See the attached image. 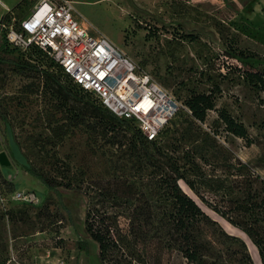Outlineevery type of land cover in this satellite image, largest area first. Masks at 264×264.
Wrapping results in <instances>:
<instances>
[{
  "label": "rangeland",
  "instance_id": "obj_1",
  "mask_svg": "<svg viewBox=\"0 0 264 264\" xmlns=\"http://www.w3.org/2000/svg\"><path fill=\"white\" fill-rule=\"evenodd\" d=\"M73 1L78 14L153 72L179 99L184 100L192 91H213L215 107L207 112L206 120L213 128L219 127L218 138L213 140L189 118L180 116L155 145L160 150L157 157L165 154L176 161L207 201L221 207L232 205L227 203L221 185L226 191L233 185L231 197L235 199L242 196L244 184L242 178L231 174L236 172L234 168L224 166V153L240 154L264 174V92L253 88L244 77L249 71L256 72L255 66L242 64L226 50L252 53V63L264 67V0L202 4L188 0ZM31 4V0L23 2L9 20L14 18L16 23ZM0 29L1 36L5 31ZM3 46L0 264L7 259H11L9 264H102L97 245L83 226L87 209H124L113 204L117 199L109 197V192L116 189L143 191L156 198L152 178L157 168L151 163L143 168L141 143L133 130L108 114L80 109V102L50 78L29 66L18 68L10 62L18 50L7 42ZM220 108L244 124L253 144L246 146L244 139L222 130L220 121L213 123ZM79 116L83 122H78ZM112 125L115 128L109 130ZM27 165L53 178L60 195L29 174ZM125 179L129 186L122 182ZM255 182L253 187L264 183L260 178ZM18 192H32L37 199L19 200L14 197ZM198 203L229 234L245 242L252 264H264L257 245L244 229L205 203ZM4 206L16 212L19 219L9 221ZM119 223L126 228L127 219L120 216ZM256 223L264 233V220ZM198 233L200 239L210 241L215 253L225 256L209 257L218 258V264H251L239 241L224 237L217 224L201 223ZM81 242L86 246L80 247ZM143 256L146 264H191L179 251L168 248L161 237L143 248Z\"/></svg>",
  "mask_w": 264,
  "mask_h": 264
},
{
  "label": "trees",
  "instance_id": "obj_2",
  "mask_svg": "<svg viewBox=\"0 0 264 264\" xmlns=\"http://www.w3.org/2000/svg\"><path fill=\"white\" fill-rule=\"evenodd\" d=\"M21 3L22 1L17 3L11 11L18 8ZM9 13L10 11L3 15L1 22L9 20ZM1 39L3 43L6 42L4 33L1 35ZM3 43L0 44L1 51H5L6 48ZM226 54L237 57L242 64L255 66L257 71H249L245 73L244 77L253 88L264 92V67L259 68V66L252 63L251 60L254 54H241L234 49H227ZM9 61L18 68L29 66L38 71L43 77L50 78L59 88L71 93L80 102V109L85 108L104 115L108 114L110 118L133 130L141 143L142 149L139 156L143 168L149 163L157 168V173L152 178L154 187L157 190L158 196L156 198L152 197L151 199L143 191L132 193L127 188L116 189L109 192V197L117 199L118 201L113 204L123 205L124 209L110 210L96 206L87 209L83 218V226L86 234L96 243L97 255L102 264H146L142 259L144 257L143 248L158 237L164 239V244L168 248L179 251L191 264H218V258L210 259L209 257L225 256L221 253H215L210 241L200 239L198 227L201 223H215L221 228L224 237L238 240L241 251L252 264L245 242L240 237L229 234L213 216L200 206L198 201L205 203L210 209L234 225L244 229L257 245L262 262H264V236H262L264 233H260L259 227L255 226L257 220H264V183L253 187L254 184H257L255 181L258 178L264 182V176L258 172L256 165L248 161H242L237 154L224 153L225 159H227V161H224V166L236 170L235 173L231 174L242 178L244 189L241 191L242 196L234 199L231 197L233 185L228 186L227 191L226 187L221 185L225 190L223 194L227 196V203L232 204L221 207L215 202L207 201L203 195L198 193L194 185V179L187 177L180 171V166L176 161L170 160L165 154L157 157L160 150L155 145L156 140L180 116L189 118L206 134L214 137L213 140L219 137V127L215 126L213 128L206 120L207 112L215 107L213 91H192L188 97L182 100L191 112L178 111L155 139H148L132 121L116 116L98 104L87 92L70 86L61 79L60 74L40 68L29 61L21 59L19 55ZM81 116L78 117V122H83ZM219 121L222 123V130L244 139L246 146L254 143L244 124L224 108L217 110V118L213 120V123L218 124ZM114 128V125L109 126V130ZM218 146L219 148L222 147L219 142ZM225 150L227 149L224 147L223 152ZM26 171L38 178L47 188L54 189L60 195L56 189L58 183L53 178L31 165H27ZM116 180L118 181L120 178L117 177ZM127 180L125 179L122 182L129 186L130 183ZM255 214H257V217ZM120 216L127 219L126 228L120 226ZM82 245L86 246L83 242L79 243L80 247Z\"/></svg>",
  "mask_w": 264,
  "mask_h": 264
},
{
  "label": "built area",
  "instance_id": "obj_3",
  "mask_svg": "<svg viewBox=\"0 0 264 264\" xmlns=\"http://www.w3.org/2000/svg\"><path fill=\"white\" fill-rule=\"evenodd\" d=\"M14 20L0 26L21 59L60 74L70 86L132 121L148 139H155L178 111L191 112L153 72L78 14L73 0H32L28 13ZM14 197L36 198L32 192ZM4 212L9 221L19 219L8 206Z\"/></svg>",
  "mask_w": 264,
  "mask_h": 264
},
{
  "label": "crops",
  "instance_id": "obj_4",
  "mask_svg": "<svg viewBox=\"0 0 264 264\" xmlns=\"http://www.w3.org/2000/svg\"><path fill=\"white\" fill-rule=\"evenodd\" d=\"M20 1H22V3H23V0H0V23H1V19H2V17H3V15H5L7 12H9L10 11V13H9V16H11L13 13H14V11L17 9V8H15V9H13L12 11H11V9L17 4V3H19ZM26 0H24V2H25ZM32 1V0H31ZM189 2H191V3H193V4H202V3H207V2H213V1H216V0H188ZM249 1V0H248ZM21 3V4H22ZM30 10V9H29ZM28 10V11H29ZM28 11L24 14V15H26L27 13H28ZM23 15V16H24ZM0 28H1V26H0ZM1 30V29H0ZM1 37V36H0ZM239 154V153H238ZM239 156L242 158V159H244L240 154H239ZM245 161H247L246 159H244ZM257 170H258V168H257ZM258 172L262 175V176H264V174H262L261 173V171H259L258 170Z\"/></svg>",
  "mask_w": 264,
  "mask_h": 264
}]
</instances>
